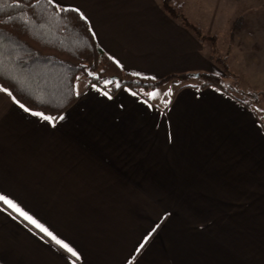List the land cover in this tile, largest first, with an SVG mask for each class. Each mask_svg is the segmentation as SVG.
I'll return each instance as SVG.
<instances>
[{
	"label": "crops",
	"instance_id": "obj_1",
	"mask_svg": "<svg viewBox=\"0 0 264 264\" xmlns=\"http://www.w3.org/2000/svg\"><path fill=\"white\" fill-rule=\"evenodd\" d=\"M50 1L76 10L123 71L190 76L149 98L81 75L55 118L0 86V196L20 210L0 200V264H264V101L252 107L197 77L264 92V0L181 4L203 33H221L215 44L228 32L232 76L162 0Z\"/></svg>",
	"mask_w": 264,
	"mask_h": 264
},
{
	"label": "trees",
	"instance_id": "obj_2",
	"mask_svg": "<svg viewBox=\"0 0 264 264\" xmlns=\"http://www.w3.org/2000/svg\"><path fill=\"white\" fill-rule=\"evenodd\" d=\"M162 9L193 31L199 41H209L212 60L220 64L223 73L231 74L224 58L217 54L215 36L203 33L170 0H162ZM79 74L110 94L126 87L141 91L145 97L167 81L190 76L183 73L150 79L133 75L98 46L87 21L76 10L50 0H0V86L27 108L55 118L77 99ZM197 77L199 87L215 86L227 93L235 90L255 101L259 95L264 98V92H243L237 81L225 82L216 74L200 72Z\"/></svg>",
	"mask_w": 264,
	"mask_h": 264
},
{
	"label": "rangeland",
	"instance_id": "obj_3",
	"mask_svg": "<svg viewBox=\"0 0 264 264\" xmlns=\"http://www.w3.org/2000/svg\"><path fill=\"white\" fill-rule=\"evenodd\" d=\"M183 1H186V0H171L170 1V4L173 6V7H175L177 10H179V11H182V10H184L183 9V7H182V2ZM243 11L244 12H246V10H245V8L244 7H238V12H239V14H241V13H243ZM245 17L244 16H240V18H238V20L236 21L237 22V24L238 25H234L233 26V29L235 28L236 30H239V28L241 27V26H244L245 25ZM247 21H248V19H247ZM245 30L243 29L242 30V32H244ZM213 34H215V36H217V37H219L220 38V36H221V33H218V32H213ZM221 39V38H220ZM218 40L217 42H216V50H217V54H218V56H220V57H222V58H224V60H225V62H226V64L228 65L229 64V59L227 58V49H225L224 47H226L229 43H230V40H231V37L228 35V32H227V35H226V37H225V41H224V44H223V42L221 41V40ZM224 45V46H223ZM235 52H233V54H234ZM229 58H230V56H229ZM231 62H232V57H231ZM232 63H234V62H232ZM233 67H234V65H233ZM253 73V72H252ZM252 73H249V72H247V73H243V72H241L239 75L241 76V78L244 80H249L250 79V77H251V74ZM235 74H237V73H235ZM236 75L237 76V80H239V75ZM82 74H79L77 77H79V76H81ZM254 75V74H253ZM231 76H232V74H231ZM81 77H83V76H81ZM231 83H234V82H231ZM237 83L239 84V82L237 81ZM78 86H80V84L78 85ZM254 88H256V87H254ZM169 89V88H168ZM241 89V88H240ZM164 90H166V88H163L161 91H164ZM232 92H234V94H236L238 97H240V98H242V100H245V101H247L248 103H250V105L252 106V107H257L256 105H258L261 101H264V98H262L260 95L258 96V98H257V101H255V99H250V98H248L247 96H245V95H242V94H240L239 92H237V91H235V90H232ZM253 93H255L256 94V92H253ZM147 96L150 98V91H148L147 93ZM257 110H258V113L259 114H261L262 115V118H264V111H261V109L259 108V106H258V108H257Z\"/></svg>",
	"mask_w": 264,
	"mask_h": 264
},
{
	"label": "snow or ice",
	"instance_id": "obj_4",
	"mask_svg": "<svg viewBox=\"0 0 264 264\" xmlns=\"http://www.w3.org/2000/svg\"><path fill=\"white\" fill-rule=\"evenodd\" d=\"M105 95H107V93H105ZM21 107H24L23 105H21ZM25 111H28V109L25 108ZM34 115H42L41 113H33ZM45 119H48V117H44ZM0 200H4L5 203H7L10 207L15 208L17 211H20L18 208H16V206L10 201L5 199L3 196H0ZM23 215V213H21ZM28 219H31L30 217H26ZM33 223H35V221H32ZM39 227V225H37ZM42 231L46 232L49 236L52 237L53 240L56 241L57 244L61 245L62 247H64L73 257H76L78 259V253L76 251H74L69 245L64 244L62 241H60L59 239H57L55 236L52 235L51 232H48L47 229L41 228Z\"/></svg>",
	"mask_w": 264,
	"mask_h": 264
}]
</instances>
